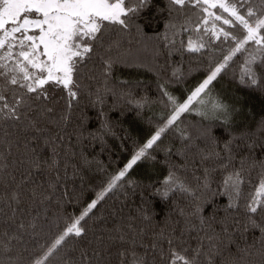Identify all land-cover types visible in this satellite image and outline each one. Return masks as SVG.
Returning <instances> with one entry per match:
<instances>
[{"label":"snow or ice","instance_id":"snow-or-ice-1","mask_svg":"<svg viewBox=\"0 0 264 264\" xmlns=\"http://www.w3.org/2000/svg\"><path fill=\"white\" fill-rule=\"evenodd\" d=\"M152 6L153 0H0V220L13 227L12 231L7 228L0 231V264H23L26 238L36 240L52 227L58 231L50 241L40 245L42 251L32 256L30 264H53L55 260L61 264H112L113 249L116 264H157V257L161 264H217V258L220 264H240L245 254L251 255L250 249L255 244L242 248L236 244L235 236L251 230L260 233L259 251L264 258V158L237 151L243 146L251 152L256 143L247 130L236 134L243 109L222 95L213 94V82L222 74L227 76L229 71L240 86L264 92V0H167L164 8H158V12H167L169 16L163 34L169 54L176 46V35L191 30L197 34L196 38L189 36L186 44L181 40V49L205 56L223 51L220 61L183 102H177L165 83H158L161 96L170 106L169 115L161 117V125L150 138L78 215L49 219L46 212L36 207L46 206L54 197L62 163L60 156H75L71 138L60 129L67 128L74 108L80 103L84 92L83 69L93 60L100 62L102 83L95 90L96 104H102L107 93L117 95L110 83L113 69L117 65L144 66L130 56V50L121 51L122 37L133 29L141 30L137 22ZM189 10H195V23L188 15ZM173 15H182L184 23L170 38L168 30L176 28ZM213 41L228 47L218 49ZM237 56L241 57L238 72L234 70ZM172 76L180 79L182 73L173 70ZM120 98L137 109L151 102L147 97L135 99L130 91L122 92ZM61 101L64 106L58 111ZM194 111L202 121L210 122L195 134L182 128L180 119L182 114ZM213 125L225 139L215 134ZM258 127L264 133V119ZM102 129L105 134L111 132L106 119ZM170 131L178 134L186 160L190 152L198 157L187 163L202 169V176L196 177L198 183L193 186L177 176L176 168L181 166L166 159L168 174L153 190L163 200L180 192L195 201L185 227L179 235L175 229L163 228L149 233L153 217L144 208L137 210L138 217L129 216L126 221L120 217L119 223L110 226L107 217L97 216L94 210L106 197L122 191L126 195L129 186L132 190L138 187L126 178L129 171L138 163L155 161V152L160 149L158 142ZM41 144L43 149L51 150L50 157L41 154L38 148ZM82 160L85 165L89 163L86 157ZM69 166L75 175L77 166L64 162L65 172ZM255 169L259 171L253 183L251 173ZM45 170L55 177L48 178L47 187L33 179ZM218 170L222 173L219 185L222 191L218 194L228 197L225 212L232 215L235 231L221 221L223 227L217 232L208 223L209 218L201 215L198 193L211 189V174ZM245 186L251 190L246 192ZM25 198L31 202V210L25 208ZM179 213L185 215L183 209ZM112 214L118 215L116 211ZM210 219L215 220V216ZM96 225H100L99 234ZM193 232L197 233L194 247L189 243ZM149 234L151 241L145 243ZM234 244L236 252L232 253L229 249ZM18 246L23 250L18 251Z\"/></svg>","mask_w":264,"mask_h":264},{"label":"trees","instance_id":"trees-1","mask_svg":"<svg viewBox=\"0 0 264 264\" xmlns=\"http://www.w3.org/2000/svg\"><path fill=\"white\" fill-rule=\"evenodd\" d=\"M167 0H153V6L142 13L138 24L141 30L137 32L135 29L122 37L124 45L122 52L130 50V56L140 61L143 67H125L117 65L113 69L112 81L117 95L107 93L103 97L102 104L95 103V90L102 83L101 65L98 60H93L83 69L82 82L84 84V92L80 103L74 108L71 122L67 128H61L60 132L66 137L71 138V147L75 152V156L70 154H62L61 168L59 170V180L57 181V189L52 201L46 206H36L41 212H46L49 219L57 216L67 218L69 215H78L80 211L95 198L96 194L106 185L108 179L121 170L131 158L134 151L142 145L154 133L157 126L161 125V117H167L170 112V106L167 104L166 98H163L158 90V83H165L167 91L176 97L177 102H183L187 95L206 78L211 67L220 61L223 51H215L205 56L202 54H191L181 49L180 41L185 44L189 36L193 39L197 34L193 31L179 32L176 35V46L169 54V49L165 46L163 34L165 33V25L169 22L167 12H158V8H164ZM195 10H189L188 15L191 16L193 23L196 22V16L193 14ZM173 23L176 24L175 29H169L168 35L172 38L173 33L179 30V26L184 23V17L173 15ZM191 28V26H189ZM218 49H226L228 45H221L218 41H213ZM254 51V49H252ZM241 57L235 58L236 72L239 71ZM173 70L182 73V78L176 79L172 76ZM95 76L96 79H90ZM127 81V84L120 83ZM139 82V83H137ZM215 94H220L229 103H234L243 109L240 122L236 125V134L240 131L247 130L252 134V138L256 141L255 146L248 151L242 146L241 151L244 155H252L256 158H264V133L259 131V122L264 119V92L259 90H250L240 86L236 80L232 78V72L229 71L227 76L223 74L213 82ZM92 95L89 96L88 92ZM130 91L135 99L147 97L151 102L141 109H137L133 104H129L126 100L120 98L122 92ZM59 96V93H57ZM63 101L57 105V110L63 109ZM107 120V125L111 132L104 133L102 124ZM182 128H187L194 134L196 130L202 126H207L209 121H202L201 117L194 111L182 114ZM215 134L221 139L226 137L222 131L215 128ZM83 135L80 136L79 133ZM75 134V135H74ZM21 139L24 138L23 133L20 134ZM160 149L155 152V161L138 163L129 171L128 179L133 184H138L135 190L131 186L126 189L127 194L118 192L115 196L106 197V200L98 205V209L94 210L97 216L103 215L107 217V223H119L120 217H124L125 221L129 216L138 217V209L144 208L152 215L153 227L152 231H159L163 228L166 231L176 230L179 235L185 227L186 219L194 211L195 201L191 197L176 192L168 200H163L159 195L154 194L153 186H159L163 178L168 174L169 165L165 163L166 159H170L173 165L181 167L176 168V174L180 179L186 180L193 186L197 185L196 177L202 176V169L197 170L188 164L187 161L198 159L190 152L187 156L182 154V142L177 133L168 132L161 138ZM201 147H204L202 142ZM67 147V146H66ZM41 154L48 158L51 156L50 149H43V145H38ZM171 148V153L165 149ZM82 157H86L89 163L84 164ZM64 162L69 165L75 164L78 168L75 175L73 167L69 166L67 171L63 167ZM199 167V165H197ZM259 169H255L251 173L253 183L257 181V173ZM19 175V173H18ZM55 179L54 175L48 171H43L34 175L33 179L42 182L47 187L49 177ZM211 189L201 190L198 195L202 212L201 215L209 218L210 223L217 232L221 230L224 223H227L230 231H235L232 215L225 212L228 204V197L218 194L219 185L222 180L221 171H215L211 174ZM245 186V191H250ZM65 191L67 195H64ZM59 201V205L57 204ZM25 208L31 210V202L25 198ZM183 209L185 215L181 216L179 210ZM122 210V211H121ZM116 211L118 215H113ZM215 220H211L212 216ZM242 219V217H241ZM63 221H61L62 223ZM137 224L142 222L137 219ZM92 222L90 221V224ZM7 228L13 230L12 226L4 225L0 220V231ZM58 229L51 228V231L45 230V234L36 240L29 241L26 238L27 251L23 252V264H30L33 255L42 251L41 244L50 241L56 234ZM96 232L99 234L100 225H96ZM241 232L243 228L241 227ZM197 233L193 232L189 243L194 247L196 245ZM92 238V233H89ZM236 244L240 247H248L255 244V248L250 249L251 255H244L240 264H264V258L260 255L261 245L259 243L260 233L258 230L243 232V235L237 233L235 236ZM151 241V235L145 238V243ZM166 248L167 245L164 244ZM18 251L23 249L18 246ZM142 252V248H138ZM232 253L236 252V245H231L229 249ZM113 251L112 264H116L117 257L115 249ZM227 255V253H225ZM53 264H61L60 260H55ZM157 264H161L157 257ZM217 264H220L217 258Z\"/></svg>","mask_w":264,"mask_h":264},{"label":"rangeland","instance_id":"rangeland-1","mask_svg":"<svg viewBox=\"0 0 264 264\" xmlns=\"http://www.w3.org/2000/svg\"><path fill=\"white\" fill-rule=\"evenodd\" d=\"M158 143L161 145V143H162V142H161V141H159Z\"/></svg>","mask_w":264,"mask_h":264}]
</instances>
